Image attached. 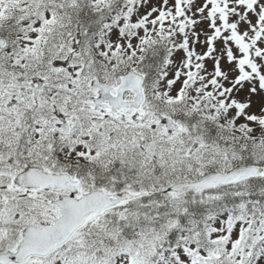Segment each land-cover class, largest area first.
Masks as SVG:
<instances>
[{
    "label": "snow or ice",
    "instance_id": "1",
    "mask_svg": "<svg viewBox=\"0 0 264 264\" xmlns=\"http://www.w3.org/2000/svg\"><path fill=\"white\" fill-rule=\"evenodd\" d=\"M0 264H264V0H0Z\"/></svg>",
    "mask_w": 264,
    "mask_h": 264
}]
</instances>
